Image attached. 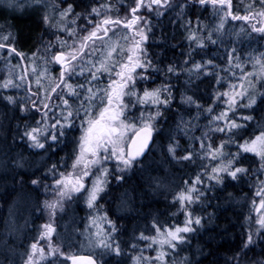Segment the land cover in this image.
I'll return each instance as SVG.
<instances>
[{
	"label": "snow or ice",
	"instance_id": "1",
	"mask_svg": "<svg viewBox=\"0 0 264 264\" xmlns=\"http://www.w3.org/2000/svg\"><path fill=\"white\" fill-rule=\"evenodd\" d=\"M188 2H191L193 6L196 4L202 7L210 5L213 8L214 14L218 17V23L214 29L217 33L223 32L230 18L233 21L249 23L253 32L264 34V10L256 12L249 7L246 14L241 15L233 11L232 0H185V3L179 5L178 15H183ZM61 3L64 7L61 8L59 17L61 21H66L73 14L74 5L69 0H61ZM260 4L264 7V0H260ZM7 6L14 10H23L27 7L37 9L41 6L45 9L50 7L44 3V0H7ZM170 7H172L171 0H132V4L126 7V14L122 17L113 16L112 6L108 4L102 3L99 7H91L85 19L92 27L80 37L78 46H67L66 41H61V50L51 57V62L59 65L58 82L50 81L45 87L41 82V77L45 73H41L35 83L44 92L43 99L39 101L32 99V97H38L39 92H33L29 87L30 95L27 103L19 104L21 112L28 110V104L37 112L41 111L37 106L38 103L44 109L41 112V119L36 121V126H25L23 136L27 138L31 148L43 149L45 152L55 151V148L62 143L61 137L66 135L65 129L74 127L76 119L80 120L81 129V135L73 150L72 162L69 166L65 167V164L61 163L58 167L56 163H53L42 175L29 178L31 185L35 186L34 190H38L41 185L47 190L48 185L45 182L51 176L57 199L45 201L50 221L41 226L43 230L39 233L38 240L30 245L24 264H42L46 255L63 257L64 260L71 261V264H101L94 255L65 254L59 246L52 244V236L56 231L54 217L57 208L63 207L64 198L70 199L73 195L80 194L87 207L95 209L97 201L102 198L109 182L110 172L106 166L107 162L115 161L116 171L123 172L135 164L142 163L140 158L149 149V144L154 142V134L158 132L156 121L164 115L165 111H171L175 100L173 85L167 80L171 76L179 78L181 72L187 73L189 77L193 74L197 77L202 73L210 74L211 60L204 63L193 61L190 68L178 67L170 63L166 70H162L155 66L148 56L144 44L149 39L148 32L151 31V27L144 14L155 13L159 17L163 14V10ZM80 15L81 13H75V18ZM75 18L72 23H75ZM253 20L256 23H251ZM43 21L50 27L57 26L52 23L46 11L43 14ZM117 26L130 33L123 37L125 45H120L118 42L112 43L110 39H106L109 37V32H113ZM3 27L4 25H0V28ZM59 30H67L69 35H74V30L66 29L65 26H60ZM12 38L10 31L5 35H0V50H6L7 55L15 54L23 57L24 54L9 43ZM187 39L200 49L205 47V38L198 36L195 30L189 29ZM207 40L213 44L216 43L212 39L211 31ZM97 41L101 43L100 48L97 47ZM76 44L77 42L74 41V45ZM66 46L67 51L63 50ZM97 52L101 53L100 59L92 60L91 57ZM190 56L191 53H189ZM236 59L239 60V57ZM253 59L254 70L252 72H244L240 63L235 65L241 68L242 72L239 87L230 84L228 90L214 92L207 107L198 103L192 96L181 93V103L190 107L195 106L197 110L193 119L199 120L202 113H207L208 130L202 136L193 139L200 141L202 158L219 162L211 167L210 172L205 166L206 170L203 174H197L191 182L185 181L188 186L175 194L174 201L180 204L185 214L183 225L161 228L154 222L156 235L140 234L139 239L149 242L147 247L156 246L154 249L156 255L148 257L141 253L133 256V264H167L165 259L168 255L167 249L175 250L180 243L184 242V234L194 230L192 225H200L201 218L198 216L193 218L192 213L188 211V206L205 197V189L199 187L205 183V177L209 183L208 190H211L215 186H225L226 178L230 177L235 181L243 175H248L250 170L253 174H264V93L260 94L262 99L258 104L255 90L256 80L264 79V54ZM231 62L230 54L229 63ZM184 64L187 65L188 60H185ZM33 71L35 72V68ZM161 71H163L165 81L155 84L152 73ZM86 72L87 75H85ZM104 75L108 80L106 84H103ZM76 77H81L82 82H73ZM250 77H255L256 80ZM20 79L23 81L24 77ZM216 82L220 83L219 78ZM13 85V80L8 79L0 87L7 89ZM15 86L19 87V85ZM261 87H264V84ZM53 94L60 101L56 107L63 106L59 118L49 117L51 110L49 102L53 99ZM70 98L79 101L76 107H73ZM222 98L226 108L216 112L213 105ZM5 99L9 104H17L14 96H7ZM242 101L246 102L242 103ZM132 108H135L139 115L131 112ZM240 108L250 111L248 114L237 115V110ZM255 110L261 112L262 118L259 121L251 114V111ZM50 119L54 122L49 123ZM190 123L191 121L185 122L181 118L178 127L182 125L187 129ZM209 132L223 134L219 144L211 142ZM185 134L187 135V131ZM205 140L209 142L205 144ZM178 147L179 142L173 137L168 145V154L173 160L177 162L192 160L194 153L191 151L178 156ZM232 148L235 150L233 151ZM63 159L62 157L61 160ZM245 161L257 164L258 167L255 169L244 167ZM16 166L23 167L19 161L16 162ZM61 167L65 170L60 171ZM89 177H92L90 186L87 184ZM116 179L121 180L123 177L116 176ZM213 181L214 185L211 183ZM254 196L259 198L258 202L257 199L251 201L252 211L256 214L255 224L258 228L255 234L251 230L248 232L242 252L244 249L251 250L249 246L255 243L256 237L264 239V179L259 180ZM89 219L91 227L95 229L88 235L89 246L102 249L117 257L121 256V245L112 235L116 231L115 225L108 220L106 215L92 216ZM105 222L109 225V230L103 227ZM39 240L48 242L47 253L45 248L39 245ZM132 246L136 247V245ZM52 264H57V261L53 260Z\"/></svg>",
	"mask_w": 264,
	"mask_h": 264
},
{
	"label": "trees",
	"instance_id": "2",
	"mask_svg": "<svg viewBox=\"0 0 264 264\" xmlns=\"http://www.w3.org/2000/svg\"><path fill=\"white\" fill-rule=\"evenodd\" d=\"M123 1L132 2V0ZM184 1L171 0L172 7L163 10V14L159 17L155 13L148 14V18L145 19L150 22L151 31L148 32L149 39L144 47L154 65L162 70H166L170 63L178 67L190 68L193 61L204 63L211 60L212 65L209 66L211 71L210 74L202 73L199 77L194 74L189 77L187 73L181 72L179 78L171 76L167 80L173 85L175 100L171 111H165L164 115L157 119L158 132L154 135L149 155L145 156L142 163L135 164L131 173L121 175L123 179L117 185V191L109 188L108 198L112 196L114 202L111 206L109 205L107 213L111 216L109 220L116 227L115 240L122 248L121 256L109 258L110 264H133L132 257L141 253L138 250L135 252V248L130 249L133 244L132 237L134 233L141 234L142 228H151L148 224L155 222L159 227H163L171 221L178 222L179 219L176 220L177 217L173 216L176 211H183H179L178 203L173 201L175 194L188 186L185 181L191 182L197 174H203L206 168L210 172L211 167L217 164L216 162L209 163L208 160L202 158L201 149H198L200 141L193 139L202 136L208 130L207 113H202L199 120L193 119L197 110L195 106L190 107L181 103V93L192 96L198 103L207 107L214 92H223L228 83L241 74L240 68L235 65L245 62V54L252 56L255 52H264V39L242 25L243 28H241L238 21L234 22L229 19L223 32L217 33L214 29L218 23V17L214 11L211 15L208 7L198 4L193 6L191 2H188L183 15H178L177 6L185 3ZM104 2L105 0L100 2L97 0L71 1L74 5L73 15L81 13L78 17V27L75 24V28L85 33L89 29L85 17L91 7H99ZM119 2L120 0H115L108 5L112 6L115 3L122 7ZM0 25H4L0 28V35H5L10 31L13 38L9 43L19 52L30 54L37 46L45 44L48 27L36 10L13 14L0 9ZM189 29L197 31L198 36L205 38L203 49L196 47L195 43L187 39ZM241 29L244 30L241 31ZM210 31L212 39L216 41L214 44L207 40ZM65 35L69 40L68 31ZM189 53H191L190 57ZM230 54L231 64L229 63ZM236 57H239V60ZM185 60H188L187 65L184 64ZM152 76L155 84L165 81L163 71L153 72ZM217 78L220 80L219 84L216 82ZM258 90L260 94L264 93V87L261 85ZM14 94L12 91L0 94V125L3 121L0 130V264H21L22 258L19 255L27 248L21 241L16 244L15 238L5 233L9 221V208L13 203L25 204L26 199H33L28 212L30 214L29 226L21 231L24 234L22 241L32 240L34 233L42 223L45 201H49L54 193L51 176L45 182L48 185L47 190L43 185L38 190H34L35 186L31 185L29 178L42 175L53 163H56L58 167L61 163L65 164V167L69 166L77 139L76 130L81 131L80 127L65 129L66 135L61 137L62 143L55 148V151L29 149L27 147L29 142L25 140L23 133L26 125L35 126L34 121L39 113L36 114V111L30 110L29 106L27 111L21 112L19 99L16 105L8 104L5 97L14 96ZM261 99L260 95L257 99L258 104L261 103ZM21 102L26 103L25 100ZM222 104L223 98L216 101L213 105L216 112L223 109ZM151 110L155 111V109ZM249 111L240 108L239 114L241 112L248 114ZM132 112H136V109L133 108ZM136 114L139 113L136 112ZM251 114L257 121L262 118L259 110L251 111ZM181 118L185 122L191 121L187 129L182 125L178 127ZM78 125L79 123L74 126ZM208 135L214 144H219L223 136L221 133L211 132ZM173 137L179 142L177 155H185L191 151L194 153L192 160L177 162L172 157H166L164 152L162 155L158 154V149L168 148ZM206 142L207 140L205 144ZM232 150L235 149L232 148ZM17 161L23 167H17ZM243 166L250 167V169L258 167L257 164H250V161H245ZM6 169L10 172H1ZM64 170L65 168H60V171ZM262 179H264V174H253L250 170L248 175H243L238 180L234 181L228 177L225 180V186H215L208 190L209 183L205 177V183L199 186L205 189V197L189 207L191 213L201 218V223L192 233L186 235L184 242L178 245L173 255L168 256L171 264L174 262L179 264H264V239L256 237L255 243L249 246L251 250L241 251L248 232L251 230L255 234L258 228L255 224L251 201L258 199L254 193L259 180ZM153 183L166 187L163 190H155L156 192L152 194ZM211 183L214 185L215 182ZM43 190L46 192L41 193ZM124 195L130 198V202L126 204V212H129L116 215L113 212L116 213L118 201ZM18 208L13 213L15 223H17ZM83 213L82 211L77 213L76 218L80 222L86 218ZM71 225L72 230L78 229L74 224ZM103 227L109 230L106 222L103 223ZM27 233H29L28 236ZM71 233L73 235L72 231Z\"/></svg>",
	"mask_w": 264,
	"mask_h": 264
},
{
	"label": "rangeland",
	"instance_id": "3",
	"mask_svg": "<svg viewBox=\"0 0 264 264\" xmlns=\"http://www.w3.org/2000/svg\"><path fill=\"white\" fill-rule=\"evenodd\" d=\"M71 1L77 2L78 0H69V2H71ZM97 1L100 2L102 0H97ZM114 1L115 0H105V2L103 4H109L110 2H114ZM181 1H183V0H181ZM44 3L50 5V7H48L47 9H45L43 6H41L38 9L35 7H27L23 10H14L13 8L7 6V0H0V9H3V10L5 9V11L6 10H7V12L10 11L13 14L14 13L22 14V13H26L29 11L36 10L40 13V17L43 19V14L46 11L47 14L49 15V17L51 18L52 23L57 25L56 27H50V26L45 24L48 27V33L46 34L45 44H42L41 46H37L35 51L32 52L31 54L22 52L24 55H23V57H20V56H16L15 54L7 55L6 50H0V85H3V83L8 79L13 80V82H14V85L10 86L7 89L0 87V94H5L6 92L12 91L13 93H15L14 97L16 98V100L19 99V103H22L21 101H24V100L27 103V98L30 95V93L28 91L29 87L31 88V90L33 92H37V91L39 92V96L38 97H32V99H35L38 101L43 99L44 92L42 90H40L38 88L37 84L35 83L37 77H39L41 73H45L44 76L41 77V82L45 87H47L49 85L50 81L58 82L57 77L59 76V66H57L54 62H51L52 55L54 53L60 51V48H61L60 42L61 41H66L67 46H78L79 39L84 34L83 32L78 31L75 28V24L77 25L79 22L78 18H75V15L72 14L71 16H69L67 18L66 21L60 20L59 12H60L61 8L64 7V5L61 3V0H44ZM119 3L122 5V7L120 5L118 6L115 3H114V5H112L113 11L111 14L113 16H116V15H119L121 17L124 16L126 14L125 13L126 7H128L132 4V2L125 3L123 0H120ZM232 4H233V11L237 12L241 15L246 14V10H248L249 7L251 8L252 11H256V12L264 10V7H262L260 4V0H232ZM56 5H60V7H56ZM175 6H177V5H175ZM207 7L211 10L210 12L212 15V13H213L212 9L213 8L210 5ZM177 9H179V6H177ZM144 15H145V18H148V13H145ZM74 18H75V23H72V20ZM237 23L240 24L241 28L244 27L245 29L253 32L249 23H245L242 21H238ZM251 23L254 24V23H256V21L253 20ZM88 25H89V29H90L91 26H90V24H88ZM60 26H65L66 29L74 30V35H69V40H68L66 38V35H65L67 30L60 31L59 30ZM257 26H259V25H257ZM77 27H78V25H77ZM243 30L244 29H241V31H243ZM77 31H78V34H77ZM253 33L258 34L259 36H261L264 39V34H260L257 32H253ZM124 35H130V33H128L126 29H123L122 27L117 26L113 32H109V37L106 39H110V42H112V43L118 42L120 45H125L126 42L123 39ZM74 41L77 42L76 45H74ZM67 46L64 48L65 51L68 50ZM97 47L98 48L101 47V43L99 41H97ZM261 54H264V52H255L252 56H248L247 54H245V57H244L245 62L241 63V66L244 69V72H252L254 70V68H253L254 59L253 58H259L261 56ZM100 56H101V53L97 52L94 56L91 57V59L92 60H99ZM227 62H228V60H227ZM246 65H248L247 66L248 68H246ZM33 68H35V72L33 71ZM45 69L47 70L46 72H45ZM138 71H140V70H138ZM240 71H241V68H240ZM85 75H87V72L85 73ZM22 76L24 77L23 81H21V79H20V77H22ZM241 76H242V72L234 81L228 83V86L224 91L228 90L230 84H235V85H237V88H238L239 84L241 83V79H240ZM102 79H103V84H106L108 82L106 75H104ZM250 79L256 80L255 77H250ZM77 81L82 82V78L76 77V80L73 82H77ZM262 84H264V79L256 80L255 90H256V94H257V99L260 96L258 89H259V86ZM15 85H19V87H16ZM70 102H72L73 107H76L77 104L79 103V101L75 100L74 98H70ZM244 102H246V101H242V103H244ZM49 103L51 105V110L49 111V117L59 118L61 108L63 106L61 105V107H56V105L60 104V101H59V99L56 98L55 94H53V99ZM222 105H223V108H226V104L223 103ZM28 106H29L30 110L36 111L35 109H33L31 107L30 104H28ZM37 106L40 107L41 111L40 112L36 111V114L39 113V115L37 114L38 117L34 121L35 126H36V121L41 119V112L44 111V109L42 108V106L39 103ZM132 109H130L131 112H132ZM239 111H240V109L237 110V115H239ZM241 113H245V112H241ZM137 115H139V114H137ZM48 122L53 123L54 120L50 119ZM78 123H79L78 126H74L75 129H78L77 127H80V120L76 119L74 125H77ZM156 123H157V121H156ZM2 126H3V121L0 125V130H1ZM155 134H157V133H155ZM80 135H81V131L76 130L77 139L75 141V146H76L77 140H78ZM24 138L27 141V138L26 137H24ZM208 142L209 141L207 140L206 144ZM49 143H51V141H49ZM27 147H29V144ZM46 147H47V145H46ZM29 149L37 150V151L40 150V149L31 148V147H29ZM198 149H200V144H198ZM157 152L160 155H162L163 154L162 152H164L166 157L168 156V158H171V156L168 154V148L158 149ZM202 156H203V153H202ZM205 160H208L209 163L210 162H213V163L219 162V161L210 160L208 158H205ZM158 164H160V163H158ZM106 166L108 167L109 172H110V175L108 176L109 182L106 186L105 193L102 194V198L97 201V207L95 209H89L87 207V205L85 204L84 199L82 198V196L80 194H75L70 199L64 198L62 201L63 207L62 208L58 207L56 210V215L54 217V226L56 228V231H55V233H53V236H52V244L59 246L61 251L64 252L65 254H69V255H76V254L94 255L101 262V264H110L109 258H111L113 256L114 257H117V256L113 255L112 253L105 252L102 249L92 248L91 246H89L88 235L90 232L95 231V229L93 227H91L89 218L92 216H103V215H106L108 220L111 218L110 214L107 213V211L109 209V205L111 206L113 204L114 199L112 198V196H111V198L110 197L108 198L107 192L110 190L117 191V185L121 182L122 179L117 180L116 176L128 175L133 170V167H132V168L124 170L123 172H117L115 169V161L107 162ZM1 172H3V171H1ZM4 172H10V170L6 169ZM4 174L6 175V173H4ZM113 178H115V180H112ZM91 180H92V177H89L87 180L88 186L91 185ZM153 186H154L153 187L154 189H153V191H151L152 194H154L153 192H156L155 190H158V189L163 190V188L166 187V186L164 187L163 185L155 184V183H153ZM109 188H110V190H109ZM45 192H46L45 190L41 191V193H45ZM53 195H54V197L52 198ZM52 196H51V199L49 201L57 199L56 192L54 194H52ZM258 200H259V198L257 199V202H258ZM128 202H130L129 197H127L125 195L121 196L120 201L118 203V209L116 208V213L115 212H113V213L116 215L117 214L121 215L122 213L129 212V211L126 212V210H127L126 204ZM109 203H111V204H109ZM32 204H33V199L28 198V200L26 199L25 204H20L17 202V203H13V205L9 208V221H8V226H7L5 233H6V235L8 234V235L12 236L13 238H15L16 244L20 243V241H21L24 245L27 246L26 250H22L20 255H19L22 258L21 264H24V261L27 259L26 253L30 250V245L33 242H36L38 240L39 233L43 230L41 226L50 221L49 211L44 207V210L42 212L43 213L42 214V218H43L42 223L39 225L36 232L34 233L33 239L27 240V242L22 241L24 234L21 231L27 229L29 226L30 214H28V212H29V209H30ZM178 206H179V211H183L181 209L179 203H178ZM189 207H190V205L188 206V211H189ZM17 208H18V213L16 215V220H17L16 222L17 223H15V216L13 217V213L15 210H17ZM80 211L84 212L83 214L86 216L85 220H83L81 222H80V220H78L76 218V217H78L77 213H79ZM35 214H37V213H35ZM254 214H255V212H254ZM192 215H193V218L196 217L193 213H192ZM173 217H175V218L177 217L176 220L179 219L178 222L171 221L168 225H165L161 228L174 227L176 225H183L184 220H185L184 211L183 212L176 211L175 216H173ZM255 218H256V214H255ZM71 224H74V226H76L78 229L72 230ZM68 225H69V227H68ZM148 225H150L151 228L150 227L147 229L142 228V230H143L142 233L145 236L156 235L155 228L153 227V223L148 224ZM197 227H198V225H195V224L192 225V228L194 230ZM69 228H70V230H69ZM71 231L73 232V235H72ZM190 233H192V232H190ZM134 234L135 235L132 237V242H133L132 245H136V247L131 246L130 249L135 248V252H137V250H138L144 256L155 257L156 251L154 249L156 246L153 245L152 248L147 247V244L149 242L139 239L140 234L138 232H137V234L136 233H134ZM187 234H184L185 237ZM26 235L28 236L29 233H27ZM112 235L114 236L115 233H113ZM47 244H48V242L46 240H39V245L41 247L45 248L46 253H47ZM176 249L175 250L167 249L168 255L165 257L167 264H171V260L168 258V256H172L173 253L176 251ZM102 252H103V255H101ZM53 260H56L57 264H68V261L64 260L63 257H53V256H48V255H46L45 260L42 262V264H52ZM173 264H179V263L174 262Z\"/></svg>",
	"mask_w": 264,
	"mask_h": 264
},
{
	"label": "water",
	"instance_id": "4",
	"mask_svg": "<svg viewBox=\"0 0 264 264\" xmlns=\"http://www.w3.org/2000/svg\"><path fill=\"white\" fill-rule=\"evenodd\" d=\"M56 65H57V64H56ZM57 66H59V65H57ZM152 145H153V143H150V144H149V149L146 150L145 155H144L143 157H141L140 160H143V159L145 158V156L149 153V151H150ZM78 255H86V254H78ZM68 264H71V261H68Z\"/></svg>",
	"mask_w": 264,
	"mask_h": 264
},
{
	"label": "bare ground",
	"instance_id": "5",
	"mask_svg": "<svg viewBox=\"0 0 264 264\" xmlns=\"http://www.w3.org/2000/svg\"><path fill=\"white\" fill-rule=\"evenodd\" d=\"M45 27V26H44ZM31 54V53H30ZM35 57V56H34ZM149 155V154H148ZM4 172V171H3ZM165 172V171H164ZM130 178V177H129ZM140 192V191H139ZM162 192V191H161ZM119 202V201H118ZM112 214V213H111ZM118 215V214H117ZM7 217V216H6ZM17 221V220H16Z\"/></svg>",
	"mask_w": 264,
	"mask_h": 264
},
{
	"label": "flooded vegetation",
	"instance_id": "6",
	"mask_svg": "<svg viewBox=\"0 0 264 264\" xmlns=\"http://www.w3.org/2000/svg\"><path fill=\"white\" fill-rule=\"evenodd\" d=\"M52 188H53V183H52ZM53 193H55V191L52 189Z\"/></svg>",
	"mask_w": 264,
	"mask_h": 264
}]
</instances>
